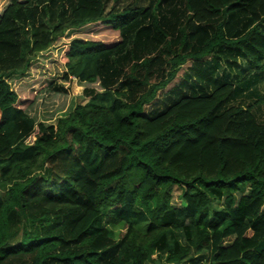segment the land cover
I'll use <instances>...</instances> for the list:
<instances>
[{"label": "trees", "instance_id": "trees-1", "mask_svg": "<svg viewBox=\"0 0 264 264\" xmlns=\"http://www.w3.org/2000/svg\"><path fill=\"white\" fill-rule=\"evenodd\" d=\"M263 71L264 0H0V264H264Z\"/></svg>", "mask_w": 264, "mask_h": 264}, {"label": "rangeland", "instance_id": "rangeland-1", "mask_svg": "<svg viewBox=\"0 0 264 264\" xmlns=\"http://www.w3.org/2000/svg\"><path fill=\"white\" fill-rule=\"evenodd\" d=\"M149 0H147L148 2ZM108 30V29H107ZM101 31L99 30L97 32V29H91V31L88 32H81V35L89 36L92 35L94 36L96 33L98 34H103V36L114 38L118 36L117 33H113L112 31ZM100 32V33H99ZM89 34V35H88ZM104 38V37H103ZM69 41V38L67 36L63 37V39L57 44L56 47L53 48L52 56H49L48 58L42 60L41 62L43 63L42 68H37L32 71V76L27 78V79H22L19 80V82H14V85L16 84V88L20 94H22L25 97H30L34 99L29 102V106L27 107V111L31 114L36 116L38 120H45L47 122H54L56 121V118L65 113L68 109H70L72 106H74L76 103H86L89 101V97L83 93V88L84 85L79 84L77 81H72L69 86V92L67 94H56V93H50L48 92L45 88L40 90L38 93H36L33 90V85L38 84V81L43 80L45 78V74L42 73L43 70L45 69L47 72L51 71L53 72L54 70L57 69V65L61 68V62H63V51L65 48V43ZM211 59H208L210 61ZM190 63V62H189ZM184 65V67L181 69L179 72L178 76L165 88L162 89L157 98L156 102H158L161 98H163L167 94V90H169L173 85H175L181 77L185 74L188 73L186 68L190 64ZM213 64H217L214 61H211ZM219 65V66H218ZM218 65H212V69L214 70L213 75L217 77H221L224 74V69L225 63L220 62ZM251 65L245 61L242 62L241 67H240V75H243L245 73H248L250 70ZM257 76V83L252 82L248 84L244 90L241 91V95L243 97V101L246 100L245 102H249L254 100V98H258L262 96L264 98V71ZM28 79H36V81H31L30 82H35L32 85L25 86L24 82ZM38 86V85H35ZM95 87H98V85H92ZM246 96V99H245ZM262 107L260 109L261 114H263L264 118V101L262 102ZM154 106V103L147 106V110L151 109ZM180 194V189H176L174 192V203L179 204L182 202V199L179 196ZM232 238H228L226 241L230 242ZM225 241V242H226Z\"/></svg>", "mask_w": 264, "mask_h": 264}]
</instances>
